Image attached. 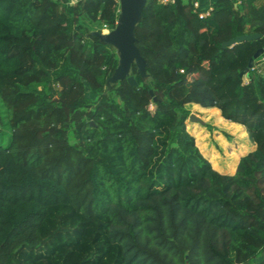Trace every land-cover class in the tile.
I'll use <instances>...</instances> for the list:
<instances>
[{"label": "trees", "instance_id": "obj_1", "mask_svg": "<svg viewBox=\"0 0 264 264\" xmlns=\"http://www.w3.org/2000/svg\"><path fill=\"white\" fill-rule=\"evenodd\" d=\"M118 11L0 0V264H264V0H213L202 18L192 0H146L136 85L108 84L118 56L92 34ZM191 103L246 128L233 173L200 150Z\"/></svg>", "mask_w": 264, "mask_h": 264}, {"label": "rangeland", "instance_id": "obj_2", "mask_svg": "<svg viewBox=\"0 0 264 264\" xmlns=\"http://www.w3.org/2000/svg\"><path fill=\"white\" fill-rule=\"evenodd\" d=\"M72 2V1H71ZM119 4V0H118ZM120 7V6H119ZM119 12V11H118ZM108 28H103V32H109ZM116 50V46H114ZM117 53V50H116ZM118 56V53H117ZM263 69V63L259 64ZM130 72V71H129ZM149 75L146 72L144 79H148ZM246 80V78H244ZM115 82V81H114ZM113 82H109V85ZM194 104H187L190 113L194 114L197 120L187 119V128L194 135L196 143L199 146L203 154L211 161L214 167L220 172L233 173L236 167V161L240 156L251 150L253 143L249 139L246 128L232 121L224 118L226 122H232L241 126L243 131H234L223 126L218 125L214 121V116L209 112H204L205 109L199 107H193ZM204 108V107H202ZM214 110V109H213ZM5 121V119L3 120ZM226 132L227 135H223L221 132ZM9 130L4 126V123H0V144H7L9 140ZM260 256L257 258L259 259ZM257 260L253 264H256Z\"/></svg>", "mask_w": 264, "mask_h": 264}, {"label": "water", "instance_id": "obj_3", "mask_svg": "<svg viewBox=\"0 0 264 264\" xmlns=\"http://www.w3.org/2000/svg\"><path fill=\"white\" fill-rule=\"evenodd\" d=\"M146 0H119V12L115 26L109 32L93 31L101 41L116 46L118 53V64L108 80L114 82L116 80L126 78L129 84L136 85V79L130 74L131 64L135 63L138 73L144 78L146 75V62L139 53L136 45V37L134 35V27L138 23L142 9ZM260 37V34H243L235 38H231L223 42V46H230L235 42L245 39ZM263 48H258L249 58L247 66L242 70L241 74L246 73L254 65V59L261 55ZM152 94V90H149ZM189 120H197L194 114L190 113Z\"/></svg>", "mask_w": 264, "mask_h": 264}, {"label": "built area", "instance_id": "obj_4", "mask_svg": "<svg viewBox=\"0 0 264 264\" xmlns=\"http://www.w3.org/2000/svg\"><path fill=\"white\" fill-rule=\"evenodd\" d=\"M161 3H173L175 0H159ZM192 9L197 13V15L202 18L209 14L211 10V4H208L204 10L200 8L199 0H192Z\"/></svg>", "mask_w": 264, "mask_h": 264}, {"label": "crops", "instance_id": "obj_5", "mask_svg": "<svg viewBox=\"0 0 264 264\" xmlns=\"http://www.w3.org/2000/svg\"><path fill=\"white\" fill-rule=\"evenodd\" d=\"M200 1V8L202 9V10H204L205 8H206V6L208 5V4H211L212 3V1L213 0H199ZM192 104H194L193 105V107H199V106H197L195 103H192ZM204 108H206V107H204ZM203 108V109H204ZM208 109H214L217 113H219V115L221 116V113H220V110L218 109V108H216V107H207ZM200 109H202L201 107H200ZM222 117V116H221ZM219 169V168H218Z\"/></svg>", "mask_w": 264, "mask_h": 264}]
</instances>
